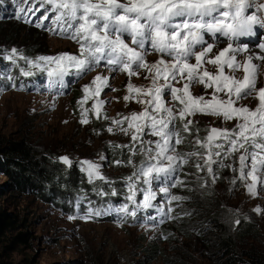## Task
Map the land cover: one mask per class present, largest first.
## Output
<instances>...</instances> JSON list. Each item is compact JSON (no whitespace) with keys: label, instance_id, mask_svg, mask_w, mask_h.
I'll use <instances>...</instances> for the list:
<instances>
[{"label":"snow or ice","instance_id":"6c2138e0","mask_svg":"<svg viewBox=\"0 0 264 264\" xmlns=\"http://www.w3.org/2000/svg\"><path fill=\"white\" fill-rule=\"evenodd\" d=\"M20 3L24 6L19 8L16 19L31 23L35 14L42 11L35 27L78 45L75 54L40 55L32 60L15 47L9 49L4 59L17 66L22 60L27 66L20 67L22 75L31 76L33 68L39 69L47 74L50 89L57 82L63 89L65 77L82 78L103 66L109 73L126 74L125 103L134 101L143 106L142 111L121 114L119 118L103 113L108 101L99 97L114 78L103 73L83 86L84 95L77 101L81 124L89 123L91 112L97 119L111 121L109 133L118 131L130 136V143L113 145L128 151L126 161L115 163L134 169L125 180L127 199L133 207L116 209L123 214V220L136 218L140 208L154 206L157 193L152 185L162 178L164 183L159 192L168 197L169 207L165 211L157 206L161 219L156 223H162L164 217L172 219V201L185 197L172 194L171 188L185 183L179 173L190 161L197 173H204L213 184L219 178L215 165L217 169L227 167L238 173L231 182L243 183L253 197L258 195V185L264 188V86L257 88L264 64V33L256 45L257 53H251L247 44H233L241 37L256 35L257 28L264 29V0H20ZM206 34L209 39H205ZM218 36L225 38V46L217 43ZM152 54L158 58L149 62L147 57ZM243 54L244 59L239 60L238 55ZM207 65H212L213 70ZM141 72L149 83L133 84L132 78L139 77ZM237 72L243 75L237 76ZM177 84L181 86L176 87ZM195 85H203L212 92L193 95ZM249 98L257 101L255 108L241 103ZM88 100H93V104L85 108ZM197 114L236 123L231 128L209 126L200 137V129L194 128L198 122L191 119ZM193 134L191 144L195 150H178L187 136ZM234 153H240L236 158L239 167L234 166L236 160L224 163ZM137 155L142 162L134 161ZM58 162L72 165L68 156L59 157ZM77 164L90 183L96 178L106 179L94 161L84 159ZM200 180L202 188L208 187L209 179ZM141 182L147 187L139 189ZM138 190L144 192L142 204L137 203ZM91 215L88 213L84 219ZM234 224L238 226L240 220Z\"/></svg>","mask_w":264,"mask_h":264},{"label":"rangeland","instance_id":"374dc122","mask_svg":"<svg viewBox=\"0 0 264 264\" xmlns=\"http://www.w3.org/2000/svg\"><path fill=\"white\" fill-rule=\"evenodd\" d=\"M12 1H0V11L11 12L10 8L6 9L7 11L5 8L8 4L13 6ZM0 29L2 34V37L0 35V57L3 59L4 54L13 47L24 54V48L31 40L36 47L40 48V55L54 56L65 52L75 54L78 50V45L74 42L42 31H37L36 37H33L26 32L27 29H30L29 27L22 25L9 15L0 14ZM256 33V37H254L255 35L241 37L233 41V44L235 46L247 44L249 49L259 51L256 45L260 42L264 29L257 28ZM205 39H209L208 34L205 35ZM217 43L224 46L226 40L224 37L218 36ZM243 55H238L237 58L243 60ZM157 58L156 54L147 57L149 62H154ZM207 67L209 70H213L212 65H207ZM32 71L40 70L33 68ZM100 73L114 77L109 80V87L105 88L99 97L101 100L108 101L104 105L103 113H106L110 118H119L121 114L127 115L132 111H142L141 104L134 101H129L126 104L123 99L128 83L127 75L109 73L103 66L82 77L73 91L64 97H56L42 91L34 92L16 88L17 75L11 76V81H15V88L7 90L2 86V82L4 79L7 81V78L0 75V89H3L0 92V135L9 138L26 136L42 153L48 156L70 157L72 159L71 166H75L80 173L85 175L87 181L86 174L79 169L77 162L84 159L94 161L100 166V174L106 178L103 179L104 182L110 183L115 180V177H119L123 182L121 191L127 192L125 180L133 174L134 169L123 165L118 166L114 160L126 161L128 151L126 148H117L126 152L124 158L117 160L110 157V151L116 148L113 145L130 143V136L118 131L109 133L107 128L111 126V121L100 118V123L96 125L93 119L95 115L91 112L88 113L89 123H80L81 114L77 101L84 95L83 86L88 85ZM236 75L242 76L243 73L237 72ZM144 76L145 73L141 72L140 76L133 77L131 82L135 85H147L149 81L145 80ZM30 84L36 85L31 81ZM22 85L24 86V84ZM180 86L176 85V87ZM262 86H264V64H262L261 74L257 79V88ZM113 88L116 91H112ZM192 92L197 96L210 95L212 89L205 90L203 85H195ZM79 93L80 95L77 96ZM74 97H78L76 102ZM241 103L250 108H255L257 105V101L252 98L241 101ZM92 104L93 100H88L84 107L90 108ZM191 119L198 122L194 124L199 125L202 130L209 126L231 128L236 123L235 121L223 122L220 118L201 114H197ZM145 138L152 139L147 136ZM178 150L191 152L183 145H179ZM133 159L136 163L142 162V157L139 155ZM235 160L234 166L239 167L238 160ZM236 175L238 173L233 172V177ZM97 179L99 178L94 179L93 182ZM10 183L11 180L8 176L0 174V206L10 213L17 214L20 219L27 220L28 229L16 230L12 235L28 230L30 241L27 244H14L8 249L2 256V261L6 264H171V258L185 253V249L189 248L188 241L178 234H174L175 238L170 244L164 242L167 240L164 238L166 235L162 232L165 223L159 225L152 221L153 219H149V217L155 216L150 209L157 210V206L162 207L165 211L168 209L167 196L159 192V187L163 185L162 180L154 182L152 185V190L156 191L157 195L153 202L154 206L149 209L148 215L144 213L147 209L140 208L137 210L136 218L122 221L111 219L107 221L102 218L101 214H93L88 219H84L90 212L85 213L75 209L74 213L70 214L49 201L38 199L31 192L11 190ZM146 187L142 182L138 185L139 189ZM257 191L258 195L253 197L248 194L245 185L240 181L231 184L226 209L233 215H245L254 219L260 227L262 238L261 242L253 241V245L264 247V188L258 185ZM143 195L142 190L137 191L136 199L139 204L143 203ZM108 209L111 212L115 211L111 205L108 206ZM256 209H260V211L257 212ZM109 214L112 213L108 211L105 215L109 216ZM70 217L75 218L70 219ZM195 241H192L191 244ZM151 243H158L161 248L165 249L166 258L160 256L148 263V259L145 257V248ZM189 252L196 258V264H216L206 255L207 251L200 243L193 244Z\"/></svg>","mask_w":264,"mask_h":264},{"label":"trees","instance_id":"16d2710c","mask_svg":"<svg viewBox=\"0 0 264 264\" xmlns=\"http://www.w3.org/2000/svg\"><path fill=\"white\" fill-rule=\"evenodd\" d=\"M12 4L13 6L8 4L5 8V11L10 8L11 12L3 13L2 10L0 14L9 15L22 25L29 27L30 29H27L26 32L33 37H36L37 31L50 34L42 28L34 26L39 22V16L43 14L42 11L35 14L31 23H25L22 19L15 18L19 8L24 5H21L20 0H13ZM44 23L47 24L48 21ZM0 35L2 37L1 31ZM26 46L24 54L29 59H34L40 55V48L36 47L32 40ZM17 64L18 66L13 65L0 57V75L6 78L17 75L16 88L33 90L34 92L42 91L56 97H64L69 95L77 82L81 80V78L74 76L65 77L63 89L60 88L59 82L50 89L49 78L45 72L35 71L31 76H24L20 72V67L27 66L23 61H18ZM30 81L35 82L36 85L30 84ZM2 86L7 90H11L15 88V81L8 78L7 81L4 79ZM79 95L80 93L77 96ZM76 100H78V97H74L75 102ZM93 119L96 125L101 121L96 117H93ZM196 127L200 129V137H203L205 131L199 125L194 124V128ZM193 139L194 134L187 136L185 142L181 145L193 151L195 150L191 144ZM125 153V150L114 148L110 151V157L117 160L118 158H124ZM238 156L239 153H234L233 158L224 161V163L232 164ZM213 167L219 176L214 184L204 173H197L190 161L183 166L179 173V178L185 183L171 188L172 194L180 195L185 199L172 201L171 207L174 211L170 213V216L173 218L164 217L163 222L159 223V225L165 223L162 232L166 235L167 240L164 242L170 244L175 238L174 234H178L188 241L187 245L189 247L185 249V253L171 258V264H196V258L189 252L195 243L202 244L207 251L206 255L213 259L216 264H264V247L253 245V241L261 242L262 238L258 223L251 217L236 216L226 209L231 184H233L231 182L233 172L227 167L219 169L215 165ZM0 174L10 178L11 190L31 192L38 199L49 201L70 214H73L75 209L85 213L91 212L94 214L99 212L103 216L102 218L107 221H110V219L122 221L123 214L117 213V211L110 212L108 206H113L115 210L125 205L130 208L133 207L127 199L128 191H121L123 182L119 177H115V180L110 183L97 179L91 184L75 166H65L58 162V158L42 153L26 136L9 138L0 135ZM201 177L209 179L208 187L202 188L200 186ZM161 180L164 183L163 178ZM167 200L168 197L166 202ZM108 211L112 214L106 216L105 214ZM150 211L155 214V220L152 221L156 223L157 220L161 219L160 212L154 208ZM144 213L148 215L149 209ZM237 219L240 220L238 226L234 224ZM22 228L28 229L27 220L25 218L20 219L17 214L10 213L0 206V264H6L2 261V256L14 244H27L30 241L28 230L12 235L14 231ZM194 240L196 241L191 244ZM145 253L148 263L160 256L166 258L165 249L161 248L158 243L149 244L145 248Z\"/></svg>","mask_w":264,"mask_h":264},{"label":"bare ground","instance_id":"6f19581e","mask_svg":"<svg viewBox=\"0 0 264 264\" xmlns=\"http://www.w3.org/2000/svg\"><path fill=\"white\" fill-rule=\"evenodd\" d=\"M225 46V45H224ZM221 47H223V46H221ZM214 51H215V49H214ZM249 51L251 52V53H257V52H259L258 50H252V49H249ZM246 54H244L243 55V59H244V56H245ZM257 63H260L259 61H256Z\"/></svg>","mask_w":264,"mask_h":264}]
</instances>
